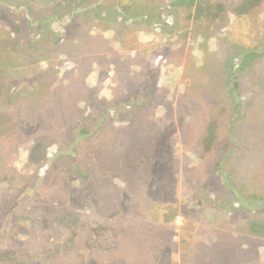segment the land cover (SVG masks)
Returning <instances> with one entry per match:
<instances>
[{"label": "rangeland", "instance_id": "obj_1", "mask_svg": "<svg viewBox=\"0 0 264 264\" xmlns=\"http://www.w3.org/2000/svg\"><path fill=\"white\" fill-rule=\"evenodd\" d=\"M24 1L0 0V264H264V238L229 231L264 211V55L242 72L235 57L264 51V3L236 19L241 0H220L224 20L201 30L171 0H75L88 12L73 21L36 1L44 23ZM52 93L74 103L65 122L45 109L50 128L23 105ZM211 120L221 139L208 152ZM77 123L90 133L73 136ZM136 124L151 176L133 191L115 174L107 190L99 147ZM141 192L151 215L131 203Z\"/></svg>", "mask_w": 264, "mask_h": 264}, {"label": "trees", "instance_id": "obj_2", "mask_svg": "<svg viewBox=\"0 0 264 264\" xmlns=\"http://www.w3.org/2000/svg\"><path fill=\"white\" fill-rule=\"evenodd\" d=\"M36 1L39 3L43 2L46 5V7L47 6L49 7L48 12H47L48 14L50 12L53 13L52 11H56V12L62 11L64 13L67 12L65 14L68 18L67 19L68 21H73L72 19L74 17H79V15H82L83 13L82 8L86 9V6L81 7L82 5L80 3H76L75 0H25L22 5L24 6V8H26L28 13L35 17L36 15L39 14V19L34 18L33 22L31 21L32 23H35V22L41 23L43 20H48V18L51 16V15L48 16L47 13L46 15L40 9L37 10L36 9L37 7L33 5V3H35ZM64 3L66 4V6H63ZM263 3H264V0H241L236 6L233 7L232 11L236 19L242 18L248 15H252L256 11V9L259 6H261ZM51 4L52 6L50 7L49 5ZM67 4H69V6H67ZM169 6L172 8H176V9L177 8L185 9L187 12L186 20L192 21L191 24L197 29H201V30L212 29L213 27L218 25L220 22H222L226 16L225 5L220 0H171L169 2ZM61 7L63 9H61ZM120 8H121V12L123 13L129 12V8L126 5H120ZM85 11L88 12V9L84 10V12ZM52 16L54 17L55 15L53 14ZM83 20L84 18L80 20V22L76 25V28L80 32V42H84L83 46L86 45L88 48L90 47L88 50L89 52H92V51L95 52L96 50H98L97 47L99 45L92 46L93 41L100 39V37L92 35L91 34L92 32L90 33L89 31L90 25H91L90 20L88 19L86 21H83ZM67 44L69 46L72 45L71 42L69 41ZM71 48H73V46H71ZM237 54L238 55L235 56L238 59L237 71L242 72V71H246L247 69L251 71L254 65V61L258 57L263 56L264 51H260L256 49L246 50L242 48L240 49V51L237 50ZM234 86L236 88H239L238 81H234ZM54 95L55 93H52L50 96H42L38 99H33V100H31L30 98H27V99L24 98L25 103L23 105L24 108L31 109V110L35 108L36 109L43 108L44 110L42 111L43 118H41L40 120L39 119H36V120L39 122L43 120V123H40V124H45V125L51 124L50 128H53L55 125L51 123V121H49L47 117L49 111L45 112V109L56 108L58 110L57 113H59L61 116L64 117V122H65L66 119H69L72 116L70 115L69 117H67L70 113L69 111L70 109H67L66 105H68L69 108H72L73 103H74V99H71L67 96L65 97L61 96L59 98L57 97L59 94L56 97H54ZM57 98H59L60 101H58V104H55L54 102ZM70 102H72V104H70ZM31 118L32 117H30V120ZM61 120L63 121L62 118ZM45 122H48V123H45ZM218 123H219V120H211L206 125L205 133L201 137V144L203 145L205 151H208V152L213 151V147L216 146L218 141L221 139V134L219 133L220 131H219ZM77 125L78 123L75 125H71V127H69V130L71 131L73 136L77 134L79 136H85L90 133V130L87 129L86 127L81 126V125L77 126ZM41 126H44V125H41ZM75 127L78 131L74 130ZM141 130L142 129L139 127L138 124L134 126L132 125L130 128L125 129V130L121 128L120 131L116 128L109 129V132L113 138L105 139L104 140L105 146L99 147L100 157L103 159V161H105V164H103L102 166L103 170H102V175H101L102 178L105 179V187H104L105 189L108 188L107 190H109V188L111 187L110 184L114 181L115 174L116 175L117 174H124V175L127 174L129 176V179L133 178V184L128 183L129 179L127 181L123 179V181H125L126 184H128L127 189H133V188L136 189L137 188L136 185L140 186V184L145 179L144 172H148L149 175L151 176V173H152L151 161L148 162L141 156L145 153H149L148 151L151 152V150H153L154 147L152 144L145 142L146 138H144L142 133H140ZM38 132H39L38 133V136H39L41 135V133H45L46 131L39 130ZM49 132H51V129L49 130ZM115 132H120L119 138L115 137ZM112 146L114 147V149L110 153V148ZM106 148H108V151L106 150ZM147 148H149L148 151H147ZM143 165L145 166L144 168L141 167ZM79 171L81 172V174L83 175L85 179H90L91 176L87 174L85 171H83L82 169H80ZM124 188H126V186H124ZM123 189L121 188V190ZM134 189L133 191H136ZM144 194L141 192L140 195L136 196L135 193H132L133 201L131 203L132 205L137 206V204H133V203H134L135 198L137 200V198L139 197L138 200L143 202L141 204L140 202L136 201V203H140L138 207L139 210L141 211L144 210L147 212V214L151 215L153 213V209H154L153 206L155 205V203L149 204L148 203L149 197L145 199L146 197ZM249 194L251 195V193ZM256 198L263 199V196L256 195ZM174 217H175V213L173 215H168V213H164L165 221H171L174 219ZM125 229L127 228L125 227ZM229 231L234 234L250 235V236L264 238V211L253 213L246 218L241 217L237 219L233 224L230 225Z\"/></svg>", "mask_w": 264, "mask_h": 264}]
</instances>
